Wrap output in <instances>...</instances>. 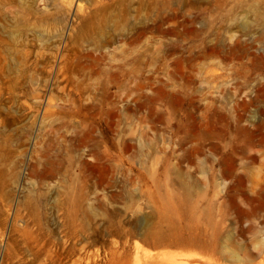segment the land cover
<instances>
[{"label":"rangeland","instance_id":"1","mask_svg":"<svg viewBox=\"0 0 264 264\" xmlns=\"http://www.w3.org/2000/svg\"><path fill=\"white\" fill-rule=\"evenodd\" d=\"M263 193L264 0H0V264H264Z\"/></svg>","mask_w":264,"mask_h":264},{"label":"bare ground","instance_id":"2","mask_svg":"<svg viewBox=\"0 0 264 264\" xmlns=\"http://www.w3.org/2000/svg\"><path fill=\"white\" fill-rule=\"evenodd\" d=\"M220 163H222L225 166L226 160L221 159ZM224 171H225L224 174L227 176L228 170L226 167H225ZM261 195H262V199H261L260 203H258L256 205L257 209H262V208L264 209V193ZM182 204H184V203H182ZM219 204H220V202H219ZM185 206H186V204H185ZM232 207L234 208L235 212L237 213V218H236L235 222H236V225L238 227V230L244 231L246 229L244 227V225H245L244 222L246 219V212L241 206H239L238 204H236L234 202H232ZM183 210H184V208H183ZM199 218H200V216H199ZM224 222H225V220H223V219L215 221L212 223V229L210 231H208L206 229V227L205 228L202 227L200 229L199 233L195 237L187 238L188 243H190L191 245L193 244L198 248L199 252H198L197 260H199V261L194 260V259H193L194 261L193 260L191 261V260H187V258H185L186 259L185 260V259L180 257L181 256V255H179L180 253L177 254V253H174V252L168 251V250L156 251L154 253L145 251V253H143L142 256L138 255V250H137L135 255H134L135 263L136 264H221V262H223L226 264H247L248 262H252V263L254 262V264H255L256 262L253 260L258 255V253L257 252L256 253L255 252H247L244 248L245 246L242 245V243H238L236 240H234L231 234L225 233L223 230V228H224L223 223ZM226 222H227V220H226ZM194 227H195V225H194ZM194 227H193V229H195ZM162 228L164 229L162 235H164L166 233L165 232L166 230H165L164 226ZM167 229H168V227H167ZM160 236H161V234H160ZM160 236L158 235L157 237L160 238ZM167 239H168V237H167ZM162 240H164V239L162 238ZM159 243H160V247H161L163 244L161 245V242H159ZM136 247L138 248V246H136ZM136 247H135V249H137ZM152 247H153V245H152ZM164 247H165V245H164ZM145 248H148V247L143 246V249H145ZM140 250H141V248H140ZM154 251H155V249H154ZM206 252L207 253L210 252L209 256L206 255L207 254ZM123 260H124V258H123ZM227 260L230 262L227 263ZM262 260L264 261V259H261L260 261H262Z\"/></svg>","mask_w":264,"mask_h":264}]
</instances>
